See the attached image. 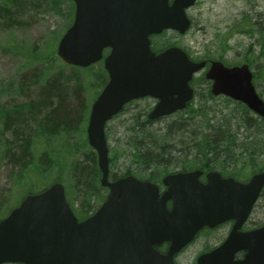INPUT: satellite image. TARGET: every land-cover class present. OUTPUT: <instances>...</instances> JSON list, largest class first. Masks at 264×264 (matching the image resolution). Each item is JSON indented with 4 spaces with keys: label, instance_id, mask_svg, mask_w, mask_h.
Instances as JSON below:
<instances>
[{
    "label": "water",
    "instance_id": "water-1",
    "mask_svg": "<svg viewBox=\"0 0 264 264\" xmlns=\"http://www.w3.org/2000/svg\"><path fill=\"white\" fill-rule=\"evenodd\" d=\"M73 25L58 45V56L68 65L87 68L100 61L103 50L110 81L92 106L87 128L89 144L98 155L101 184L107 200L90 218L79 222L56 183L28 195L0 222V264H175L174 257L204 227L229 219L237 222L228 240L201 255L197 264H264V227L241 233L264 188V173L242 184L217 172L203 184L201 171L167 176L168 191L133 176L109 181V148L105 128L130 101L159 100L150 119L169 116L193 98L190 81L206 63H196L177 47L155 54L150 36L164 30L184 34L190 27L186 9L196 0H73ZM212 93L242 102L264 117V101L253 85L248 65L225 67L213 62L206 74ZM173 208H167V201ZM168 242L165 254L155 246ZM246 251L243 260L235 255Z\"/></svg>",
    "mask_w": 264,
    "mask_h": 264
},
{
    "label": "rangeland",
    "instance_id": "rangeland-1",
    "mask_svg": "<svg viewBox=\"0 0 264 264\" xmlns=\"http://www.w3.org/2000/svg\"><path fill=\"white\" fill-rule=\"evenodd\" d=\"M53 1L23 0L26 4L24 11L16 7H9L8 9L12 14L11 19H14L15 23L13 24V28L0 27V109L2 108V110L8 112L11 101L22 102L29 98L37 99L39 95H41L42 100L46 101L44 98L49 92V82H54L52 78L55 68L50 67V69H47L46 61L42 59L45 56L46 59L51 57L55 37L65 33L67 26L70 25L74 18L72 16L71 20L70 13L75 10L74 4L71 1L58 0L56 5H54ZM6 3H8L7 0H0V10L5 8ZM190 13L193 16V28L189 33L183 38H178L169 33L163 38L162 43L166 41H170L171 43L177 42L179 46L189 50L195 58L209 55L213 58L224 57L229 63H241L247 60L256 61L255 63L253 62L252 69L254 71H258L259 69L262 72L263 77L261 75L258 76L256 85L264 98V58L259 57L261 46L264 45V0H199L197 7L192 9ZM248 19L253 21L252 26L246 23ZM245 31H255L258 34L254 38H250L248 35L242 33ZM252 43L255 46L249 50ZM37 57H42V59ZM58 67L62 68L68 76L65 83L58 81L62 85V90H65V88L68 90V99L63 102L62 108L76 117L77 120L72 125V128H81L83 125H81L82 120L81 118L79 119V115L88 105L93 104L95 100V89L97 88L95 86L92 87V85L93 83L94 85L97 84L98 74L105 75L103 62L94 66L90 74L86 71L78 72L79 81L75 77H69L71 73L70 66L63 65L62 61H59ZM41 74H44L45 78H41L37 85L33 84L32 80V82L28 80ZM90 75L94 76V78L96 76L95 82L90 81ZM21 76L26 78L25 81L27 82V85H25L26 97H23L24 94L20 92L11 93V87L20 81ZM205 89L206 85L203 88H199V96L196 97L195 107L202 100L204 110L211 113V115L217 113L214 115L215 118L220 119L224 115L223 118H229L235 121V123L240 121L241 109L239 106L221 97L215 99L205 97L203 99L202 96L206 92ZM152 104L153 102L147 100L137 101L129 106L123 115L109 123L108 143L111 155L112 150L121 152L125 148L127 139L131 134L129 132L130 126L133 125L135 118L138 116L142 120L144 118V110L149 109V105ZM178 123L177 117H171L159 121L155 124V127L167 130L171 126H174L173 129H175ZM238 133L240 142L245 145L248 144L249 147L254 146L253 142L255 140H257V143L263 142L264 145V133H259L257 130L254 132L245 126L241 130H238ZM248 134L252 137L249 138V143L246 141ZM10 138H12L10 134L6 136V139L11 140ZM84 142L85 133L79 130L78 132H74L73 136L70 137L68 134L63 133L60 136L52 138L50 140V147L57 152V160L60 159L62 163L66 161L68 164L71 159L64 151V144L69 148L70 145L81 146ZM7 146V141L5 139L2 140L0 145V220L6 217L16 206L17 198L23 193L24 187L22 188L20 178L25 176L30 181L32 177L31 171L27 173L23 172L20 167L13 168L7 162L4 154ZM259 148L262 149L261 146H256L255 151L257 150L258 153H261L263 150L260 152L259 150L261 149ZM81 150L82 152L89 153L91 148L86 146ZM249 151L252 152L253 149H249ZM36 155L37 158H40L41 153L37 152ZM49 158L47 155L44 161L49 160ZM57 162L59 163V161ZM255 164L257 166L256 169L264 171V155H258ZM128 166L129 161L127 158L121 157L120 159H116L111 165V175H122L126 172ZM217 168L221 169L223 167L218 166ZM51 172L52 169L49 173V178L53 180L55 175H51ZM63 177L65 178L64 185L66 191L68 190L69 192L70 203L75 213L81 216L84 210L82 206L86 204V197L77 190L78 187L72 182L68 171L66 174H63ZM67 184H70V186L68 187ZM99 187L102 197L107 196V189H103L100 185ZM91 199L90 204L94 208L101 205L103 201L101 198L95 196ZM253 219L260 224L264 223V198H262L256 208ZM222 239H224L223 229L203 232L193 244L177 256V263L196 264V259L200 254L210 247L219 244Z\"/></svg>",
    "mask_w": 264,
    "mask_h": 264
},
{
    "label": "trees",
    "instance_id": "trees-1",
    "mask_svg": "<svg viewBox=\"0 0 264 264\" xmlns=\"http://www.w3.org/2000/svg\"><path fill=\"white\" fill-rule=\"evenodd\" d=\"M7 1L5 8L0 10V27L13 28L15 21L11 19L12 14L8 11L9 7H16L24 11L26 4L23 0ZM57 1H53L54 5L58 3ZM70 16L72 20L73 11H71ZM252 22L251 19L247 21L251 26ZM246 32L249 33L248 31ZM165 36L166 33L158 37L160 40L154 41L153 49L155 51H162L172 45L169 41L162 43ZM61 37L62 35L55 37L50 58L46 59V56L43 59L42 57H37L46 61L47 69H50V67L55 68L52 78L54 82H49V92L44 98L46 101L42 100L41 95H39L37 99L29 98L22 102L11 101L8 112L1 108L0 145L2 140L5 139L7 141L8 146L4 152L5 159L13 168L20 167L23 172H32L30 181L25 176L20 178L22 188L24 187L21 197H25L27 194L39 193L54 182L65 183L63 174L68 166L72 182L77 185V190L86 197V204L82 206V209H84L82 211L84 214L83 218H85L95 209L90 204L91 198L95 196L105 200V197H102L100 193L101 172L97 165L96 153L92 149L89 153L81 150L83 147H89L86 128L91 105H88L83 112L81 111L82 115H79V119L81 118L82 120L81 125H83L82 127L80 126L81 128H72L77 119L62 108L63 102L68 99V90L66 88L62 90V85L58 81L65 83L68 76L62 68H57L60 61L57 56V44ZM62 64L64 65V63ZM81 71L84 70L71 67L69 77H75L79 81L78 72ZM85 71L90 74L92 70ZM104 74H98L97 84L94 85L93 83L92 85V87L95 86L97 88L95 89V96L98 95V89H102L108 81L106 71H104ZM260 75L263 77L261 71L256 75V78H259L258 76ZM33 78L35 79L33 80ZM33 78L28 80H32L33 84L37 85L41 78H45V75L41 74ZM70 78L69 80H71ZM25 79L21 76L20 81L11 87L12 94L20 92L24 94L23 97H26L25 85H27V82ZM90 81L95 82L96 76L94 78V76L90 75ZM235 104L241 109L240 121L236 123L229 118H223L224 115L220 119L215 118L214 115L217 113L211 115L203 108H198L195 114H183L177 117L179 123L176 124V128L173 129L174 126H171L167 130L157 129L155 122L148 120V118L141 120L138 116L129 128L131 134L127 139L125 148L121 152L112 150L111 162L113 163L121 157L131 159V162L137 165V169L140 172L144 173L151 169L152 172L147 173V175L153 181H156V173L167 174V168L181 167L183 170H189L206 165L213 169L222 166L224 168L223 173L247 177L257 170L255 162L258 155H264V147L262 149L259 148L261 149L259 150L260 152L263 151L258 153L257 150L255 151V147L260 146L263 142L257 143V140H255L253 147L243 144L238 137V130L247 125L254 132L256 129L257 132L264 133V119H254L246 106L239 103ZM79 130L85 133L84 144L77 147L76 145H70L69 148L64 144V151L71 160L68 164L66 161L62 163L60 159L57 160V152L51 149L50 140L63 133L68 134L69 137L73 136V133ZM9 134L12 137L10 138L11 140L6 139ZM249 149H253V151L251 152ZM37 152L41 153L40 158H37ZM47 155L50 158L44 161ZM192 157L197 158L198 162L191 161ZM51 169V175H55L53 180L49 178ZM127 170L129 172L127 171L126 174L133 173L128 167ZM135 175H138V172ZM67 186L69 187L70 184H67ZM67 195L69 196L68 190ZM68 200L71 202L70 198ZM16 203L18 205L20 201L17 200Z\"/></svg>",
    "mask_w": 264,
    "mask_h": 264
},
{
    "label": "flooded vegetation",
    "instance_id": "flooded-vegetation-1",
    "mask_svg": "<svg viewBox=\"0 0 264 264\" xmlns=\"http://www.w3.org/2000/svg\"><path fill=\"white\" fill-rule=\"evenodd\" d=\"M106 52L109 53L110 49H107ZM208 61H211V59H208ZM192 86H193V83H192ZM195 87L198 88L197 85L194 84V89H195ZM156 103L157 102L155 101V104ZM183 161H186V160H183ZM191 161L198 162V159L192 157ZM193 169H196V168H193ZM193 169H190V170H193ZM178 170H180V171H189V170H183V168H178ZM200 170L202 171V175L200 177V181L202 183H206L207 182V175L210 172L214 171L215 169H213L209 165H206V166H203ZM150 171H151V169H150ZM158 176L160 177V175H158ZM222 177L225 178V179L234 178L236 181L243 182V176L242 175H232V174L224 173V174H222ZM163 179H164V177L160 178V181H159V179H157V181H158L157 183L159 184V186L161 188V193L166 191V187L163 185ZM262 198H264V190L262 191V194H261L257 204L255 205L250 217L248 218L247 222L241 228L242 232H248V231L256 230V229L261 228V227L264 226V223L260 224V223L256 222V220L253 219V214H254L256 208L258 207L260 201L262 200ZM168 206L171 207V202H168ZM235 223H236V220L235 219H231V220H229V221H227V222H225V223H223V224L219 225L218 227H216L214 229H211V230H221V229H223V238L224 239H222V242H224L228 238V236L230 235ZM244 256H245V253H239L235 257V259L236 260L243 259Z\"/></svg>",
    "mask_w": 264,
    "mask_h": 264
}]
</instances>
